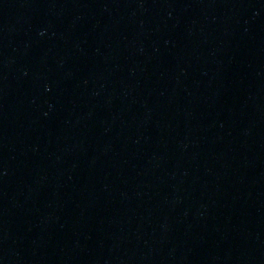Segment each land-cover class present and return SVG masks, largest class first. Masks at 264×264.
Wrapping results in <instances>:
<instances>
[{
    "label": "water",
    "instance_id": "1",
    "mask_svg": "<svg viewBox=\"0 0 264 264\" xmlns=\"http://www.w3.org/2000/svg\"><path fill=\"white\" fill-rule=\"evenodd\" d=\"M0 264H264V0H0Z\"/></svg>",
    "mask_w": 264,
    "mask_h": 264
}]
</instances>
